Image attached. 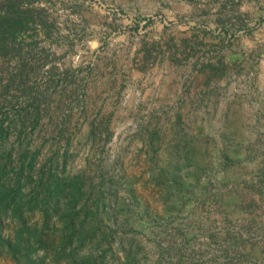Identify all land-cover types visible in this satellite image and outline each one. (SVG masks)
<instances>
[{"label": "rangeland", "instance_id": "rangeland-1", "mask_svg": "<svg viewBox=\"0 0 264 264\" xmlns=\"http://www.w3.org/2000/svg\"><path fill=\"white\" fill-rule=\"evenodd\" d=\"M0 197V264H264V0H0Z\"/></svg>", "mask_w": 264, "mask_h": 264}, {"label": "trees", "instance_id": "trees-1", "mask_svg": "<svg viewBox=\"0 0 264 264\" xmlns=\"http://www.w3.org/2000/svg\"><path fill=\"white\" fill-rule=\"evenodd\" d=\"M6 194L11 198V200L7 204V205H9L12 202V200L14 199L15 196H14V194H10L8 192H6ZM3 202H5V201H2V199L0 197V203H3ZM0 229H1V213H0ZM25 229H27V227L23 223L21 228L17 231L14 239L6 240L0 234V246L1 245L7 246L12 251V253L14 254V256L16 258H17V254H18L19 250L22 248V246L27 241L25 236H24V232H23ZM27 260L29 261V257H27ZM32 264H36V263L32 262Z\"/></svg>", "mask_w": 264, "mask_h": 264}]
</instances>
